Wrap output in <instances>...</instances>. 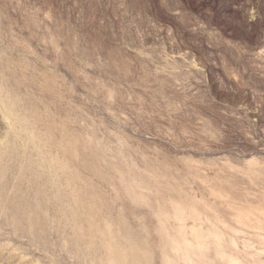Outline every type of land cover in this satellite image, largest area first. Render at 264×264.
<instances>
[{
    "label": "rangeland",
    "instance_id": "374dc122",
    "mask_svg": "<svg viewBox=\"0 0 264 264\" xmlns=\"http://www.w3.org/2000/svg\"><path fill=\"white\" fill-rule=\"evenodd\" d=\"M263 160L264 0H0V264H162L108 164L231 226Z\"/></svg>",
    "mask_w": 264,
    "mask_h": 264
},
{
    "label": "bare ground",
    "instance_id": "6f19581e",
    "mask_svg": "<svg viewBox=\"0 0 264 264\" xmlns=\"http://www.w3.org/2000/svg\"><path fill=\"white\" fill-rule=\"evenodd\" d=\"M82 146L87 149L95 160L99 159L100 154L93 142L84 141ZM75 147L74 142H68L67 149L70 153L75 152ZM251 162L253 163V161ZM108 166L118 172L122 193L133 201L144 203L148 207L149 215L154 217L155 226H153V229L157 239L155 246L159 251L162 264H264V187L258 193L254 192L256 194L252 197L243 196L240 200H235L236 202L230 199L224 202L230 208L225 211V214L230 217V221L233 222V225L230 226L226 225L225 218L223 219L217 208L214 207L216 200L212 203L204 200L205 198L204 201H198L199 199L196 200L183 192L180 189L182 187L178 188L177 185H171L168 181L162 182L157 178V175L145 176L140 174L131 177L124 173V169L118 163H109ZM229 166L230 164L227 167L229 168ZM2 171L3 166L0 165V175ZM256 171L257 176L261 169L257 168ZM223 175L226 176V174ZM230 184L232 185V183ZM253 187L255 186L253 185ZM141 188L149 190L143 191ZM164 188L170 193L164 192ZM238 188L235 189L237 192L239 191ZM218 196L220 197V193ZM236 197L239 196L236 195ZM229 198L231 197L229 196ZM12 210L16 214L19 208L13 205ZM28 214L35 215L36 210L31 209ZM15 220L18 219L15 218ZM238 232V235L241 233L243 237L239 244L242 245V249L245 251L248 248L250 250H252L251 247L253 248L250 257H247L249 254H246L247 256L241 255L235 244L234 240L237 236L234 237V233Z\"/></svg>",
    "mask_w": 264,
    "mask_h": 264
},
{
    "label": "clouds",
    "instance_id": "9594fccd",
    "mask_svg": "<svg viewBox=\"0 0 264 264\" xmlns=\"http://www.w3.org/2000/svg\"><path fill=\"white\" fill-rule=\"evenodd\" d=\"M67 76H68L69 78H71L72 73H71V72H68V73H67ZM5 104H6L9 108H12L13 111H15L16 109L22 107V102L20 101V99H19L18 97L16 98V100H15V104H14V105H13V104H8V101H7V100L5 101Z\"/></svg>",
    "mask_w": 264,
    "mask_h": 264
}]
</instances>
